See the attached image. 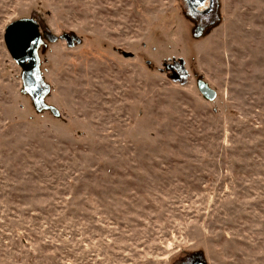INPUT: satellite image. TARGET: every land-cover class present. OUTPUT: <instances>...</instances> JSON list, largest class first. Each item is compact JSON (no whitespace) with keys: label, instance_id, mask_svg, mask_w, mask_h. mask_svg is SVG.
Listing matches in <instances>:
<instances>
[{"label":"rangeland","instance_id":"obj_1","mask_svg":"<svg viewBox=\"0 0 264 264\" xmlns=\"http://www.w3.org/2000/svg\"><path fill=\"white\" fill-rule=\"evenodd\" d=\"M176 1L0 0V264H264V0L198 41ZM35 13L40 111L4 42Z\"/></svg>","mask_w":264,"mask_h":264},{"label":"water","instance_id":"obj_2","mask_svg":"<svg viewBox=\"0 0 264 264\" xmlns=\"http://www.w3.org/2000/svg\"><path fill=\"white\" fill-rule=\"evenodd\" d=\"M63 39L68 41L70 47L74 46V41L71 40L70 36L64 35ZM4 42L10 55L23 70V84L25 89L32 95V98H34L36 109L39 111L43 110L42 97L48 92L49 87L41 84L38 78L39 57L37 51L42 42L40 26L32 19H21V21L13 22L7 26ZM180 64L185 70L184 75H173L171 78L177 82L187 81L188 72L186 71L184 60H181ZM198 89L208 101H212L217 97V92L205 82H200ZM200 264H207V262L206 260H201Z\"/></svg>","mask_w":264,"mask_h":264},{"label":"flooded vegetation","instance_id":"obj_3","mask_svg":"<svg viewBox=\"0 0 264 264\" xmlns=\"http://www.w3.org/2000/svg\"><path fill=\"white\" fill-rule=\"evenodd\" d=\"M219 1L220 0H177L176 1L178 3V7L180 8V16H179L180 21L187 26L186 27L184 25V30L185 27L188 29V33L192 37L191 40L194 41L201 40L202 38L207 36V33L214 26H216V24L218 23L217 16L220 7ZM40 32L42 39L43 37H46L41 27H40ZM68 36H70L71 40L74 41V45H75L77 43L76 38L72 35H68ZM124 55L128 57L126 53ZM181 60L183 59H179L178 64L177 63L173 65L166 64L167 70L170 72L171 76L184 75L185 70L182 68V65L180 64ZM201 260H205L204 254L202 252L185 253L184 255H181L174 262V264H198V263L200 264Z\"/></svg>","mask_w":264,"mask_h":264},{"label":"trees","instance_id":"obj_4","mask_svg":"<svg viewBox=\"0 0 264 264\" xmlns=\"http://www.w3.org/2000/svg\"><path fill=\"white\" fill-rule=\"evenodd\" d=\"M32 16H30L29 18L34 20L38 25H41V20L39 18V15H37V13L35 14H31Z\"/></svg>","mask_w":264,"mask_h":264}]
</instances>
